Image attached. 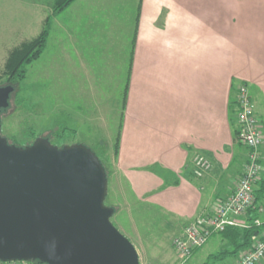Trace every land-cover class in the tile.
<instances>
[{
	"label": "crops",
	"instance_id": "0c3cea01",
	"mask_svg": "<svg viewBox=\"0 0 264 264\" xmlns=\"http://www.w3.org/2000/svg\"><path fill=\"white\" fill-rule=\"evenodd\" d=\"M138 14L136 5V39L114 60L129 80L118 168L138 199L169 216L168 234L178 236L243 174L248 148L234 133L230 108L242 83L264 135V0H142ZM260 153L263 176L264 142ZM199 155L212 163L201 177L194 173ZM234 240L231 232L214 234L190 259L206 264L225 252L221 259L234 264L245 249L233 252ZM171 252L154 249L153 258L173 264Z\"/></svg>",
	"mask_w": 264,
	"mask_h": 264
},
{
	"label": "rangeland",
	"instance_id": "374dc122",
	"mask_svg": "<svg viewBox=\"0 0 264 264\" xmlns=\"http://www.w3.org/2000/svg\"><path fill=\"white\" fill-rule=\"evenodd\" d=\"M53 2L0 0V86L15 87L9 106L0 113L1 135L18 146L46 137L60 147H90L107 171L105 203L115 209L112 221L148 255L149 264H162L153 258L154 249L170 253L175 247L176 236L167 231L172 221L138 199L118 168L129 80L123 77V67L121 72L114 68V60L117 54L124 58L129 42L127 47L124 43L135 38L136 5L140 17L142 0H76L52 15L47 46L27 65L25 78L9 79L4 73L9 53L41 32ZM176 252H171L173 264H197L193 259L184 262ZM229 258L210 257L206 264H228Z\"/></svg>",
	"mask_w": 264,
	"mask_h": 264
},
{
	"label": "water",
	"instance_id": "95a60500",
	"mask_svg": "<svg viewBox=\"0 0 264 264\" xmlns=\"http://www.w3.org/2000/svg\"><path fill=\"white\" fill-rule=\"evenodd\" d=\"M14 85L0 86V113ZM0 260L46 264H141L136 246L112 221L100 157L84 144L38 137L18 146L1 135Z\"/></svg>",
	"mask_w": 264,
	"mask_h": 264
},
{
	"label": "built area",
	"instance_id": "2783aa9c",
	"mask_svg": "<svg viewBox=\"0 0 264 264\" xmlns=\"http://www.w3.org/2000/svg\"><path fill=\"white\" fill-rule=\"evenodd\" d=\"M237 122L241 142L248 148V159L243 174L235 190L223 199L215 209L199 215L188 223L182 233L174 238L175 249L183 261L189 260L194 252L202 247L214 235L223 233L229 226L245 228L250 225L247 218L256 205V186L261 178L260 146L264 142L262 124L257 116L248 86L242 83L237 93ZM194 173L204 175L211 167V161L199 155L195 159ZM244 215L240 220L237 216ZM262 227L253 245L245 248L234 264H260L264 260V205L259 207V216L253 220ZM0 264H45L38 260H0Z\"/></svg>",
	"mask_w": 264,
	"mask_h": 264
},
{
	"label": "trees",
	"instance_id": "16d2710c",
	"mask_svg": "<svg viewBox=\"0 0 264 264\" xmlns=\"http://www.w3.org/2000/svg\"><path fill=\"white\" fill-rule=\"evenodd\" d=\"M76 0H54L52 4V11L46 17L45 24L41 32L31 40L23 42L21 46H18L11 50L6 60L4 73L9 79H24L27 73V65L37 59L45 50L47 42L52 29V15H55ZM231 120L234 129V133L237 138L239 137V127L237 125V109L238 101L237 97L231 104ZM256 205L255 208L250 210L247 218L249 219L250 225L245 228L236 226H229L223 233L231 232L235 241V250L238 252L244 248H249L253 245L255 238L261 233L262 227L255 225L253 220L259 216V207L264 205V175L261 176L256 189ZM225 252L215 254L213 258L221 259ZM46 264V263H45Z\"/></svg>",
	"mask_w": 264,
	"mask_h": 264
}]
</instances>
